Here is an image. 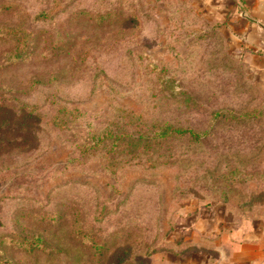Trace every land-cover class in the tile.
<instances>
[{
    "label": "rangeland",
    "instance_id": "1",
    "mask_svg": "<svg viewBox=\"0 0 264 264\" xmlns=\"http://www.w3.org/2000/svg\"><path fill=\"white\" fill-rule=\"evenodd\" d=\"M258 1L0 0V28L21 30L0 35V59L26 30L34 36L23 60L0 67V120L11 108L18 119L6 130L28 135L0 145V236L27 227L48 238L46 251L6 247L8 257L17 264H134L140 256L148 264H243L255 246L239 243L264 246V89L248 66L256 46L240 39L238 50L235 37L251 25L236 16L261 22L252 14ZM44 9L47 16H38ZM81 9L114 15L82 22ZM167 84L196 103L179 108L164 97ZM57 106L81 114L69 129L47 123ZM32 109L45 118L24 121ZM116 116L124 132L146 134L169 122L208 133L190 144L175 139L172 155L164 143L152 157L151 149L119 152V168L102 155L83 164L73 145ZM131 117L141 121L128 123Z\"/></svg>",
    "mask_w": 264,
    "mask_h": 264
},
{
    "label": "trees",
    "instance_id": "2",
    "mask_svg": "<svg viewBox=\"0 0 264 264\" xmlns=\"http://www.w3.org/2000/svg\"><path fill=\"white\" fill-rule=\"evenodd\" d=\"M58 5V3H56ZM3 9H10L12 8L11 4H3ZM1 8V9H2ZM240 8V7H239ZM48 14L47 10H41L40 14L38 16L40 17H46ZM78 17H80V20L82 22L84 21H95L96 23H101V21L105 18L112 17L114 15V12L108 11L104 14L97 13L94 16H91V13L88 10H78L76 13ZM122 15V14H121ZM122 17V16H121ZM82 18V19H81ZM126 19V18H125ZM72 20V19H71ZM79 22V20H77ZM226 23H223L222 27H224ZM21 33L20 28L17 27H1L0 28V35H6L11 37H17ZM20 46H19V44ZM34 45V36L31 34V31L26 30L24 33V37L22 38L21 42H19V39L17 41V45L9 52H7V55H5L4 58L0 59V67H4L6 65L12 64L13 62H18L20 60H23L24 56L28 55V51L32 49V46ZM61 48V47H60ZM154 68H157L155 64L152 65ZM167 87H169V92L164 94V97H171V101L174 102L175 105H177L179 108H182L184 106H190L196 102L192 101L193 96L189 92H174L173 88L170 87L169 84H167ZM198 103V102H197ZM5 105V102L3 101V98L0 96V108H3ZM34 109L27 110L25 114H23V120L28 121L30 119H33L35 121H42L44 116L34 114ZM260 112V111H259ZM261 113V112H260ZM214 116L217 118H221L223 115L221 111H214ZM238 118H247V120H252L257 118L256 114H250L248 117L241 113H235ZM14 112H12V109H7V112L3 118L0 120V145L3 147L4 143H10L12 141L21 140L22 138L28 136L26 133L23 132V135H18L16 133V130H13V132L9 131V128L6 130L7 126L10 125L11 121H15L18 118ZM77 115H81L77 109H68L66 107L57 106V109L55 110V114L48 119L47 123H50V125L57 129H69L71 126V123L73 124L74 121L77 120ZM255 115V116H254ZM118 116V115H117ZM113 118V121L105 126L102 129H99L98 131L93 132H87V135L80 140V142H77V144H74V148L81 154V156L85 157V162L88 160V157H96V159H100L101 155L107 160H112L110 164V167L112 169L119 168V164L123 163L122 159H115V155L119 152L123 153H129V152H135L140 149L145 152V149H151L150 155L151 157L155 153L158 147H161L164 143L169 144V150L168 154L172 151L171 147L175 139L178 138H187V141L194 140L195 142L199 140L203 135L207 134L208 132L204 133H198L192 128L182 127L178 125H172L169 122L159 123L157 125L156 129L153 131L152 128L147 130L146 134H143V132H134L135 130H127V132H124L125 129H122V127L118 124V117ZM75 117V118H74ZM216 119V118H215ZM128 123H133L134 121H141L139 117H131L128 120ZM70 123V124H69ZM19 124V123H18ZM24 122L20 123L18 126H23ZM125 126H127V123H124ZM17 129V127H15ZM6 130V132H5ZM143 140V142H142ZM190 144V142H189ZM103 158V159H104ZM103 160V161H107ZM104 166V164H103ZM251 177V176H250ZM5 181L4 175L0 174V184ZM227 200V197H225V201ZM42 220H46L44 217L41 218ZM48 220H51L49 218ZM52 221V220H51ZM47 222V221H46ZM50 223V222H47ZM25 227V226H24ZM9 237L7 235L0 236V264H17L14 262L10 257H8L5 254L4 248H24L28 252L32 253L34 251H46L47 250V242L48 238L42 231H32L30 228H22L19 231H13L9 233ZM76 234V231H75ZM7 236V237H6ZM101 244H97V249L100 250ZM154 249L151 251L153 252ZM149 256H140L137 258V262L134 264H148L146 261L148 260ZM136 259V258H135ZM126 259H120L119 262L121 264H133L132 258L130 260Z\"/></svg>",
    "mask_w": 264,
    "mask_h": 264
},
{
    "label": "crops",
    "instance_id": "3",
    "mask_svg": "<svg viewBox=\"0 0 264 264\" xmlns=\"http://www.w3.org/2000/svg\"><path fill=\"white\" fill-rule=\"evenodd\" d=\"M252 7H253V13H252ZM251 7V13L255 15L257 19H261V22L256 20L255 18L251 16H236L235 19L238 21H250L251 20V25L248 28L247 31L239 32L243 33L238 35L237 32L235 37H236V45L238 47V50L240 49V39H243L244 42H246L248 45L249 44H254L257 48L253 49L255 52H248L246 54H250L249 58H252L251 60L247 59L245 61L250 62L251 65L249 66L250 72H251V77L253 81L258 84L260 88L264 89V0H259L258 4H255ZM227 13V11H226ZM250 13V14H251ZM257 22V23H256ZM234 32V30H233ZM232 35V34H231ZM234 36V35H233ZM240 36V37H238ZM247 41H245V40ZM252 40V41H251ZM245 52H243V57L245 58ZM249 243V244H248ZM252 244L251 246H255L253 250L255 251L254 253L250 254L249 257H244L241 255V263L243 264H264V246H257L258 243L252 241V242H242L239 243V246L244 245L245 248L248 247V245ZM243 247V246H242ZM257 248V249H256ZM190 261H198L200 259L190 257Z\"/></svg>",
    "mask_w": 264,
    "mask_h": 264
}]
</instances>
